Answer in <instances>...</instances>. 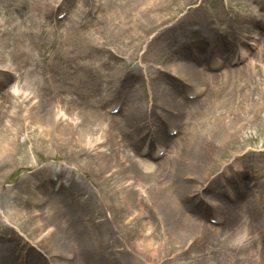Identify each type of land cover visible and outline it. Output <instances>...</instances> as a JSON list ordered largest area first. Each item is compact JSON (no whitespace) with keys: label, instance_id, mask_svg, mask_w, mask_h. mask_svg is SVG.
<instances>
[{"label":"bare ground","instance_id":"1","mask_svg":"<svg viewBox=\"0 0 264 264\" xmlns=\"http://www.w3.org/2000/svg\"><path fill=\"white\" fill-rule=\"evenodd\" d=\"M44 1L38 2L43 10ZM65 1L67 2L60 0L58 8H63ZM173 1L175 0H77L71 10L70 15L74 14L81 22L86 13L97 12L98 24H87L77 41L67 43V51L71 54L87 52L77 62V65L82 64L86 68L90 64L83 62L99 59L92 58L91 55L97 53H91L92 50L105 53L108 59L105 64L112 68L110 80L103 81L110 87L109 96L118 98L119 94L128 93L127 96L123 95L127 105L125 101L126 109H120L121 119L103 114L95 108L100 107L101 100L96 105L92 102H76L66 108L63 102L57 113L58 117L65 121L60 120L61 125L56 126L55 109L49 113H43L45 110L39 109L41 104L47 103L45 98L37 106H22L26 99L31 98L29 102H32L40 97L39 89L31 82L34 80L32 77L24 84L20 82L13 87V90L18 87V93H12L17 94L21 102L13 101L15 96L9 95L10 92L0 95V173L11 167L14 151L21 145L19 132L32 128L40 131V141H37V144L40 143L42 147H46L47 143L56 150L77 147L85 154L84 162L78 160L79 157L68 155L66 164L63 162L59 167L48 165L24 176L20 185L14 189V198H8L6 204H3V196L0 195V264H153L160 254L159 248L153 247L150 242L156 243L157 237L151 235L148 244L145 243L143 238L149 236L152 223L150 218L145 216L144 210H139L140 204L153 203L152 212L156 215L159 213L163 215L164 220L171 218L172 221L178 220L177 222L183 219L181 223H191L194 216L205 214V199L209 197L211 186L216 185L210 177V164L206 162L209 157L204 147L207 133L220 141L225 150L229 149L231 144H237L244 133H249L245 130L248 129L250 120L258 118L257 122L263 123L264 116L260 112L264 108L261 107L264 103V82L253 81V73L259 75L253 62L239 70H224L215 75L213 80V77H207L206 74L195 70L192 60L194 53L188 61L181 58L183 66L181 61L176 64L175 61L178 60L175 56L165 57V64L159 65L160 57L149 54L158 51L153 43L154 36L155 39L158 36L155 31L163 30L169 34L172 28L180 25L172 19V15L170 16L175 10ZM50 2L46 3L47 7L58 1ZM70 15L61 25V34L73 21V18L69 19ZM76 24L80 25L78 22ZM203 29L204 26L200 24V34L197 36L193 31L190 35L186 29V34L177 42L181 55L187 47L195 44L196 39L210 35V32L203 35ZM70 34L71 31H68L63 36L68 40ZM258 35L257 31L252 30L243 35L245 38H240L249 43L255 41ZM27 50L26 46L21 45L18 52L24 57L28 54ZM210 52L207 51V57ZM233 55L228 54L220 62L227 61ZM258 57L261 63L262 58ZM71 60L76 61L75 55ZM137 60L139 64L135 63ZM210 60L215 61L212 58ZM24 61L25 59L21 60V65H18L16 71L23 69ZM118 63L126 66L124 71L117 66ZM259 66L264 74V63ZM157 69L162 72L163 79L175 88L155 85L153 73L158 72ZM235 74L242 83H231ZM183 81L194 93H199L198 90L203 85L208 86V92L196 101L178 100L177 89ZM133 82H139L140 85L132 90L129 87ZM236 92L239 93L238 96ZM79 93L83 95L82 92ZM252 93L256 95V100H263L261 104L257 105L252 101ZM253 105L256 108L254 115L245 113V109ZM167 126L170 128H166L164 134V128ZM221 127L223 134L219 131ZM252 127L258 129L256 122ZM171 131L178 132L177 136L170 137L171 133H167ZM125 132L128 136H125ZM262 132L264 135V130ZM218 133L221 136L217 137ZM138 149L140 154L147 151L148 158H135L127 154V151L133 150L137 155ZM244 149L245 147H242L239 150ZM161 151H165L163 161L155 164L151 160L156 155L154 152ZM73 160L79 161L80 165H73ZM240 160L239 156L233 157V161H229L228 165L222 163L223 186L231 181L238 185L235 190L228 191L232 192L228 197L235 198V203L222 201L223 216H230L229 210L239 207L243 201L247 220L242 218L240 221H230L227 230H221L231 234L234 232L233 235L237 234L241 238L231 242L230 247L221 248L220 250L230 252L216 262H212V258L206 260L212 264H236L237 259H250V264H264V244H255V238L261 237L262 241L264 240V182L255 186V180L264 179V140L256 154L258 164L255 172L243 167L244 173H255L250 193L244 188L249 176L244 181L243 175L234 180L228 173ZM37 165L38 163L25 162L18 166V170L30 171ZM192 167H195V170H191ZM90 170L103 172L101 181L96 183L93 180L94 190L103 184L110 187L112 190H109L115 195L118 210L114 209L115 215L110 213L103 220V214L94 208V195L91 194L93 192H89L81 181L82 175L86 177ZM132 172L136 179L134 183L118 181L122 174L131 175ZM116 173L119 174L118 177L114 176ZM140 178L150 182V187L145 191L146 195L142 194L140 199L134 200L130 197V191L140 185ZM83 193L91 195L85 197L82 196ZM75 201L78 206L74 205ZM211 203L216 207L213 198ZM103 204L104 201L99 202V205ZM105 207L106 205H103V209ZM256 216L258 218L253 224V232L257 234L253 235L247 232L246 222ZM195 225L199 224L195 222ZM134 235L136 239L141 240H133ZM118 241L128 244L123 255L129 259L113 256L112 248ZM18 253L19 255H16ZM135 253H140L145 258L136 256Z\"/></svg>","mask_w":264,"mask_h":264},{"label":"rangeland","instance_id":"2","mask_svg":"<svg viewBox=\"0 0 264 264\" xmlns=\"http://www.w3.org/2000/svg\"><path fill=\"white\" fill-rule=\"evenodd\" d=\"M39 1L41 0H0V33L3 32V35L0 36V63L10 67V71H13L15 68L17 69L18 65H21V60L25 59L22 64L25 71V77L22 80V84H24L30 77L34 79L31 81L32 84L40 90H38V95L40 97L36 100L43 102V98H45L47 101V103L44 102V104H41L39 109L40 111H43L44 109L45 112L43 111V113H49V111L55 109L56 126L61 125V121H65V119L62 120L61 117H58L57 110L59 107L62 108L63 102L65 103L63 104L65 108L68 106L64 90L68 88V83L72 81H74L78 87V93L80 91L83 94H79V98L75 96L76 100L79 99L81 103L91 101L95 105L99 103L97 100H105L106 104L103 113L106 114L107 109L114 106L116 97L112 98L109 96L108 89H110V87L103 83V81L108 82V80H110V75L112 74V68L105 64V61L108 60L107 57H105V53L98 50H92L91 53L97 52L96 54L91 55L92 58L97 57L99 59H91L89 62H83H88L87 64H90V66L87 67L88 69L80 68L82 69V72H78V70L73 71L76 79H70L68 77V75L73 76L70 74L71 68L73 66L77 67V62L80 61V57L83 58V55H85V52L71 54L67 51V43L69 41L73 43V40L77 41L79 39V34L84 31V28H78L79 25L76 24V22L80 24L83 23V26L86 24L95 25L98 24L96 17L92 18L87 16V20L85 19L81 22V20L77 19L74 14L70 15L77 0L65 1L64 6L61 9L58 8L60 0H57L58 2L56 3H52L51 7H47L46 5L47 2L51 3L50 0H45L44 10L41 8V4L38 3ZM78 1L84 2V0ZM86 2L87 1H85L84 5H86ZM173 8L175 10L170 13V16L172 15V19L179 22L180 25L175 27L176 30L172 31L170 34L166 35V38H164L169 45L177 43L178 39L185 34L186 29L189 28L190 25L195 27V36L200 34L197 30L201 24L204 26V29L202 30L203 34H207L216 29L221 32V30L225 29V32L227 33L226 37L231 38L232 36L228 35L230 28H234V31L239 34L242 32V29L249 28L250 24L255 25L254 21L257 18L254 17L262 16L264 18V0H179V2L175 0L173 1ZM69 15V19L73 18V21L70 22L71 24L68 25L67 30L61 34V31L63 30L61 25ZM248 15L252 17V19H249ZM64 16L67 17L61 20V22L58 21L55 26L53 20L57 17L64 18ZM242 24L245 25L240 27ZM54 27H56V29ZM168 27H170V25ZM68 31H71V34L68 40H66L63 35ZM6 33L7 35H5ZM159 40L162 41L161 39ZM21 45L28 48V54L25 58H22L19 54L20 52H18L19 46ZM79 50L83 51L82 49ZM261 54V63L258 61L259 57L254 58V66L258 68L257 71H259V75H261L259 78V75L257 76L253 73L254 76H252L254 82H264V74L262 68L259 66L264 63V52ZM73 55H75L76 61L71 60ZM117 66L119 68H125L124 65L121 66V64V67L119 65ZM32 71L35 73L33 76H31L33 74ZM236 74L234 81L231 83H236L237 85L240 82L242 83V81ZM44 75L51 76L52 78L48 80L44 78ZM153 76H155V73H153ZM161 79V77H155V85H162ZM5 92L7 94V91ZM86 95L91 96V99L89 97L86 99ZM238 95L239 93L236 92V96ZM232 97L233 96L230 97L231 100L233 99ZM251 98L257 105L261 104L264 100H256L257 97L256 95H253V93ZM0 99H2V97ZM30 99H26L22 106L25 107L28 105V107H30ZM12 100L21 102L17 97ZM100 107L102 109L101 104ZM245 107H247V105ZM261 107H264V103L261 104ZM255 109L254 105L249 106L245 109V113L249 112V114L254 115L256 112ZM260 114L264 116V108L261 109ZM21 115L22 114H20V116ZM22 120L23 118L20 119V122H22ZM257 120L258 118L250 120L247 126L248 129L245 130V132L247 131L249 133H244L239 142L237 144H231L229 149L224 150L221 147V142L214 139V136H209V132L207 133L204 147L206 149L205 152L209 153V157L206 162L210 164V172H212L210 177L212 182L215 181L216 183V185L211 186L208 195L213 198L215 203L219 206H223V202L229 203L223 191L218 188V183L224 175L222 174L223 169H221L223 168V164H227L231 160L233 161V157L236 158L240 156V162L234 166L233 164L230 165V168L232 166L233 168L244 167L255 172V167L258 164V161H256V154L260 151L264 140L262 132L264 126H260L261 124L264 125V121L260 124ZM255 122L258 129L252 127ZM166 128L168 129L170 127L167 126L164 128V134L166 133ZM221 129L222 127L219 129L220 132H222ZM224 132L228 133L227 131ZM19 133L21 145L17 146L14 151V159L11 162V167L0 173V195L3 196V204H6L8 198L11 196L14 198V189L20 185L24 176L31 175L33 171L42 169L48 165L59 167L63 162L66 164V156L68 155L79 157L78 160L84 162L85 154L81 152V148L73 147L72 152V149L66 148L56 150L51 147L50 143L45 144L46 147H42L40 143L37 144V141H40V131L34 128ZM216 136L218 137L221 135L218 133ZM33 140H35L36 143ZM242 147H245V149L240 151L239 149ZM250 156L253 157L250 158ZM63 158H65V160ZM75 161L76 160L72 161L73 165H80L79 161ZM25 162L30 164L38 163V165L30 171L18 170V166L25 164ZM191 170H195V167H192ZM253 171H251L252 176L255 174ZM89 172L90 174L86 177L85 175H82L83 178H81V181L89 192H93L91 194L94 195V208L98 209L103 214L102 220L110 213L115 215L113 210H118V208L114 200V192L111 191L112 189L103 184L101 186L99 185V187L97 186L95 190L93 188V180L96 183L101 181L103 172H91V170ZM126 174H122L118 181H129V183H134L136 181L133 172L131 175L128 173ZM245 174L248 175V172H245ZM118 175L119 174L116 173L114 176L118 177ZM263 182V178L257 179L255 180V186H260ZM138 183L140 185L130 191V197L134 200L140 199L142 194L146 195L145 191L150 187V182L145 178L138 179ZM249 183V180L244 183V188L248 192H250L248 187ZM192 184L195 186V182ZM199 185L197 186L199 187ZM91 194L83 193L82 196L87 197ZM207 198L205 199V202L208 201ZM100 201H104L103 205H106L105 209H103V205H99ZM77 204L78 202L75 201L74 205L78 206ZM139 207L141 208L139 209L140 211L144 210L145 216L149 217L152 223V229H149V236L147 235L146 238H143L145 243L148 244L151 235L157 237L155 240L156 243L150 242L153 244V247L159 248L160 254L156 263L153 264H212L213 261L216 262L223 257V255L230 252L220 249L230 247V239L233 235L230 232H221V229L215 230L205 227V222L203 218L201 219V216H194L193 219L196 221L193 220L191 223L187 221L181 223L183 219L177 222L178 220L172 221L171 218H166V220H164L162 214L157 213L156 215L154 211L152 212V210H154L153 203L150 204L145 202L144 204H140ZM148 207H150L149 210ZM237 212L240 213L241 210L237 209ZM257 218L258 216L252 219L250 226H248V230L251 231L252 234L254 233L253 224H255ZM224 221L226 222V220ZM136 222L137 221H135V224ZM195 222L199 225L196 226ZM232 233L234 234V232ZM135 235L132 237L133 240H141V238L136 239ZM127 246L128 244L124 241L122 243L118 241L116 245L113 246L114 248H112L113 256H121L122 259H129L128 256L123 255L124 249ZM135 255L143 259L145 258V256L140 253H135ZM211 258L212 262H206V260H211ZM250 262V259H237L236 264H250ZM105 264L110 263L105 262Z\"/></svg>","mask_w":264,"mask_h":264}]
</instances>
